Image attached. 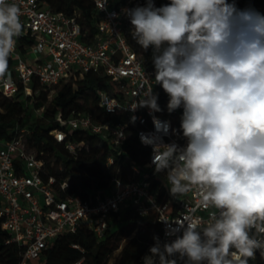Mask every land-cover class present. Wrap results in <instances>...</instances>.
I'll return each mask as SVG.
<instances>
[{
  "label": "clouds",
  "instance_id": "clouds-1",
  "mask_svg": "<svg viewBox=\"0 0 264 264\" xmlns=\"http://www.w3.org/2000/svg\"><path fill=\"white\" fill-rule=\"evenodd\" d=\"M21 15L15 2L0 0V79L11 78ZM126 15L154 67V78L143 67L141 98L130 106L152 116L155 133L141 134V143L151 146V165L166 173L173 198L195 191L200 200L166 229L169 239L154 237L143 264H249L257 251L264 258V13L236 0L159 7L145 0ZM154 85L167 95L169 114L182 109L183 146L163 140L170 121L154 115L162 111Z\"/></svg>",
  "mask_w": 264,
  "mask_h": 264
},
{
  "label": "built area",
  "instance_id": "built-area-1",
  "mask_svg": "<svg viewBox=\"0 0 264 264\" xmlns=\"http://www.w3.org/2000/svg\"><path fill=\"white\" fill-rule=\"evenodd\" d=\"M12 2L21 9L24 33L21 37L25 51H21L17 40L16 50L10 57L11 78L0 79V90L5 96L13 97L20 87L32 95L34 83L49 88L50 94H54L62 84L85 72H94L104 75L111 85L98 91L99 106L106 113L124 115L128 124L137 126L136 137L140 143L141 134L155 133L149 110L132 111L130 107L141 98L138 93L142 91L140 73L143 67L149 77L154 78V71L145 66L142 55L133 49L125 35L127 5L118 8L110 0H95L99 14L97 31L91 42H85L79 12L68 14L54 10L43 0H9ZM154 115L161 121H170L160 112ZM58 120L64 127L54 130V135L58 141L66 142L67 150L73 155L77 154V145L67 138L77 130L97 134L100 143L107 141L119 152L128 136L127 123L101 121L92 115L58 117ZM172 130L170 121L169 133L163 135L164 142L185 145ZM26 136L27 131L22 129L13 139L0 145V217L3 228L11 235L10 241L25 247L20 264L42 259L43 251L55 238L75 232L83 225L103 237L113 214L128 207H134L141 216H156L162 228V242L169 239L165 236L166 229L169 226L175 228L174 221H178L184 212L200 208L199 194L195 191L177 198L169 194L165 176L155 173L154 165H151V146L143 143L150 149V155L145 168L132 166L137 179L130 182L114 179L108 194L98 193L91 200L79 194L62 196L61 192L69 185L68 180L55 186L54 176L44 179L43 159L38 157L35 149L28 147ZM113 161L110 157L108 163ZM196 214L207 217L203 209ZM163 221H169V224ZM146 254L148 251L144 256ZM257 257L264 264L259 251ZM178 264L183 262L178 261Z\"/></svg>",
  "mask_w": 264,
  "mask_h": 264
},
{
  "label": "trees",
  "instance_id": "trees-1",
  "mask_svg": "<svg viewBox=\"0 0 264 264\" xmlns=\"http://www.w3.org/2000/svg\"><path fill=\"white\" fill-rule=\"evenodd\" d=\"M54 10L68 14L80 13V22L85 42H91L97 31L99 14L95 0H43ZM116 7L143 6L145 0H110ZM169 0H155L157 7ZM240 9L249 6L264 13V0H236ZM125 35L135 51L142 55L147 68L154 71L152 50L143 51L132 39L130 21L125 19ZM21 51H25L24 38H18ZM12 61L9 59V66ZM109 80L94 72H85L76 79L57 88L49 98V88L32 84L33 94L28 95L19 88L13 97L5 96L0 90V145L13 139L22 129L27 131V145L37 151L43 159V177L56 178L55 186L68 180V187L61 195L79 194L91 200L96 194L106 195L111 191L114 179L130 182L137 177L133 165L145 168L150 149L143 146L136 137L137 126L128 124L124 115L106 113L98 104V91L111 87ZM39 90V93L35 92ZM159 94L160 115L171 121L176 138L186 143L180 131L182 109L169 114L168 97L155 86ZM37 111L40 112L37 114ZM92 115L101 121L127 123V139L122 152L115 150L109 142L100 143L97 134L77 130L68 140L77 145V154H71L66 142H60L54 130L63 129L58 117L68 119L74 116ZM67 140V141H68ZM114 161L108 163L109 158ZM166 178V173H162ZM157 182H155L156 184ZM162 228L154 214L141 216L134 207L113 214L109 228L103 237L97 236L89 226H80L75 232L61 234L42 253L44 264H143L142 257L154 243V237L161 240ZM11 235L3 228L0 217V264H20L25 247L10 241ZM113 258V260H112ZM249 264H263L260 258L249 260Z\"/></svg>",
  "mask_w": 264,
  "mask_h": 264
},
{
  "label": "rangeland",
  "instance_id": "rangeland-1",
  "mask_svg": "<svg viewBox=\"0 0 264 264\" xmlns=\"http://www.w3.org/2000/svg\"><path fill=\"white\" fill-rule=\"evenodd\" d=\"M136 6H138V5H134V4H131L129 7H128V9H130V8H133V7H136ZM127 19H128V17H127ZM129 20V19H128ZM52 94V93H51ZM49 95V98L51 99L52 98V96H53V94L52 95ZM40 112H38L37 111V114H39ZM36 151V150H35ZM112 260H113V258H112ZM37 261H38V263L39 264H42L43 263V260H41V259H37Z\"/></svg>",
  "mask_w": 264,
  "mask_h": 264
},
{
  "label": "crops",
  "instance_id": "crops-1",
  "mask_svg": "<svg viewBox=\"0 0 264 264\" xmlns=\"http://www.w3.org/2000/svg\"><path fill=\"white\" fill-rule=\"evenodd\" d=\"M41 260H43V259H41ZM31 264H39V263H38V261H37V260H33ZM42 264H44V261H43V263H42Z\"/></svg>",
  "mask_w": 264,
  "mask_h": 264
}]
</instances>
